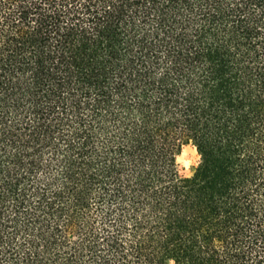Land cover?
<instances>
[{"label": "trees", "instance_id": "obj_1", "mask_svg": "<svg viewBox=\"0 0 264 264\" xmlns=\"http://www.w3.org/2000/svg\"><path fill=\"white\" fill-rule=\"evenodd\" d=\"M0 264H264V0H0Z\"/></svg>", "mask_w": 264, "mask_h": 264}, {"label": "rangeland", "instance_id": "obj_2", "mask_svg": "<svg viewBox=\"0 0 264 264\" xmlns=\"http://www.w3.org/2000/svg\"><path fill=\"white\" fill-rule=\"evenodd\" d=\"M198 161L199 157L195 148L191 144L184 145L177 158L179 174L183 177L190 176Z\"/></svg>", "mask_w": 264, "mask_h": 264}]
</instances>
